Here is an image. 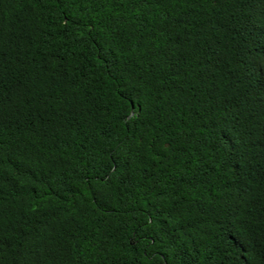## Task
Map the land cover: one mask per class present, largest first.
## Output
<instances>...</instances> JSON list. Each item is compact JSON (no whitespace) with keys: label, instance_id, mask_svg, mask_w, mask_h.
<instances>
[{"label":"trees","instance_id":"trees-1","mask_svg":"<svg viewBox=\"0 0 264 264\" xmlns=\"http://www.w3.org/2000/svg\"><path fill=\"white\" fill-rule=\"evenodd\" d=\"M0 264H264V0H0Z\"/></svg>","mask_w":264,"mask_h":264}]
</instances>
